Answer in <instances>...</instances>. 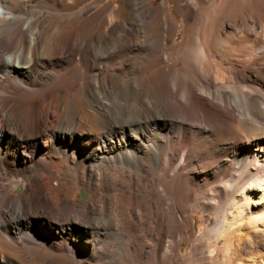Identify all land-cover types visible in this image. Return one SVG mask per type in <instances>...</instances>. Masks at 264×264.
Instances as JSON below:
<instances>
[{"label":"bare ground","instance_id":"6f19581e","mask_svg":"<svg viewBox=\"0 0 264 264\" xmlns=\"http://www.w3.org/2000/svg\"><path fill=\"white\" fill-rule=\"evenodd\" d=\"M103 1L0 0V264H175L194 210L264 264V0Z\"/></svg>","mask_w":264,"mask_h":264},{"label":"rangeland","instance_id":"374dc122","mask_svg":"<svg viewBox=\"0 0 264 264\" xmlns=\"http://www.w3.org/2000/svg\"><path fill=\"white\" fill-rule=\"evenodd\" d=\"M160 1L161 0H148L146 7L151 8L152 6L157 5V3ZM89 2H94V0H89ZM105 2H108V3L110 2L112 4V6L115 8H117L119 6V0H104L103 2L99 3V5L96 7V9H92L90 14H92L98 8L102 7L104 5L103 3H105ZM174 2H175L174 0H170V5L172 6V10H173ZM239 9L242 10L241 6L238 5L235 7L234 10H235V12L238 10L237 13H239L240 12ZM109 13H110L111 17H110V20L105 25L106 29H109V27H111L113 24H115L119 20V18L116 17L115 14L113 15L112 10ZM174 16H175V14H174ZM181 32H182V26H181L180 34L178 36L179 39L182 38ZM170 42H172V40H170ZM141 47L144 48L143 46H141ZM117 54H118V56H117ZM121 55L122 54L120 53V50H118V51L116 50V51L111 52V54L110 53L106 54L102 60L105 62H108L109 64L110 63H117L116 59L120 58ZM152 183L155 184L157 182L154 179H152ZM20 189H21V186L18 185L15 191L17 192ZM84 192L86 193V196H85V198L81 199V196L83 195ZM93 194H94V191L87 190L85 187H79L74 191V195L72 196V201L74 203L83 202V201L91 198L93 196ZM233 195H231V197H230V198L233 197L232 199H230L231 203H232V200L235 203V202H237L236 199H238V197H237L238 193L234 196ZM198 203H199V201H198ZM234 207H235V205H234ZM232 209L234 210L235 208L232 207ZM224 212H225V210H224ZM188 215L194 217L196 231H195V233L192 234L193 230L191 227L185 228L184 233L186 236H188V238L186 239V241H182L180 243V249L178 250V252L171 254L170 258L171 259L176 258L177 262L175 264H182L183 261L186 262L190 259H194L195 257L193 256V253L195 251L196 258H197V259L195 258L196 262H199V263L203 262V261H210L211 262V260H213L214 263H209V264H223L225 261L224 252H222V249H221V245L223 244V241H222L221 237L217 236V234L214 233L215 232L214 229H215L216 225L220 224V220H219V222H218V219H217V221H215L217 217H216V215H214V213H211L210 215H208L207 212H204V211L202 212V211L194 210V211H190L188 213ZM154 219L155 218L152 215V226H157V223L154 221ZM212 228H214V229H212ZM164 239L170 240L171 236L166 235V238H164ZM147 242L149 243L150 240H147ZM238 242L234 241L233 244L229 245L230 247L228 249V252H229V255H231L230 259L232 258V260L233 259L234 260H236V259L241 260L243 258V261H245L247 263H252L254 261V258L257 257V259H255L256 261L257 260L259 261V259H260V261L261 260L264 261V238L263 237H261V236L254 237V239H252V243L245 242V244H244V243L239 242L240 245H238ZM247 243H248V246H247ZM253 243L256 244L255 247H258V248L254 249ZM123 254H124L125 264H140L141 263V260H142L141 256L142 255L139 254V252L137 250L134 251V249H129V250L126 249ZM203 256L210 257V259L209 258L204 259V258H202ZM126 261L129 263H126ZM81 264H91V263L83 261ZM96 264H117V263L103 261L101 263H96ZM164 264H173V263H171L169 261V262L164 263Z\"/></svg>","mask_w":264,"mask_h":264},{"label":"water","instance_id":"95a60500","mask_svg":"<svg viewBox=\"0 0 264 264\" xmlns=\"http://www.w3.org/2000/svg\"><path fill=\"white\" fill-rule=\"evenodd\" d=\"M85 196H86V193L84 192L83 195L81 196V199L85 198Z\"/></svg>","mask_w":264,"mask_h":264}]
</instances>
